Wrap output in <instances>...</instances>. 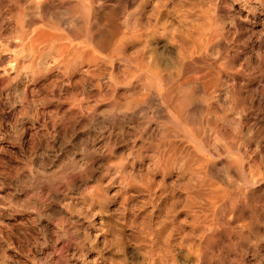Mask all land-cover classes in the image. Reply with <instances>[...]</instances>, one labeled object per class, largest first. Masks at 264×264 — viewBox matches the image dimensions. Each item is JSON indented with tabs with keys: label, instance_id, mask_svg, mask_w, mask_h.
I'll list each match as a JSON object with an SVG mask.
<instances>
[{
	"label": "rangeland",
	"instance_id": "1",
	"mask_svg": "<svg viewBox=\"0 0 264 264\" xmlns=\"http://www.w3.org/2000/svg\"><path fill=\"white\" fill-rule=\"evenodd\" d=\"M60 2L77 5L85 23L97 18L107 28L121 27L126 39L112 69L85 43L74 70L63 72L52 55L46 65L60 68L49 76L22 74L18 88L8 83L16 76L14 54L0 48V264H264V194L259 187L264 149L259 154L256 148L257 140L263 146L264 137L255 134L247 150L241 146L247 157L259 158L253 173L241 168L229 174L248 183L256 211L251 219L240 218V234L231 211L207 197L218 191L208 184L224 181L225 167L238 160L225 145L231 121L241 115L224 82L216 101H207L208 109L197 94L190 106L202 123L195 140L176 133L161 137L170 132L165 123L169 112L155 107L150 91L141 90L142 79L131 77L134 63L148 61L151 51L165 63L173 48L168 35L186 31L197 44L212 39L196 55L206 62L199 64L202 72H215L213 65L224 64L235 45L241 70L244 37L232 44L228 24L232 9L246 19L243 0H52L55 10L62 8ZM104 13H111L110 18L104 19ZM2 15L7 35L14 18L7 10ZM4 43L2 39L0 45ZM28 48L20 50L24 58L30 57ZM126 99L137 100L140 111L119 113V124L101 122L114 101L122 106ZM147 109L153 111L150 119L143 116ZM207 118L217 122L215 131L204 123ZM200 144L206 146L212 173L200 175L198 183L197 170L187 159L179 161L186 154L190 161L200 157ZM72 172L82 175L71 183L69 178L70 184L63 182L49 196L38 192L41 181ZM201 221L213 223L217 236L201 229Z\"/></svg>",
	"mask_w": 264,
	"mask_h": 264
},
{
	"label": "bare ground",
	"instance_id": "2",
	"mask_svg": "<svg viewBox=\"0 0 264 264\" xmlns=\"http://www.w3.org/2000/svg\"><path fill=\"white\" fill-rule=\"evenodd\" d=\"M51 2L52 0H0V42L2 39L5 41L3 45H0V48L2 51L14 54L15 66L13 69L16 76L8 82L12 88L19 87L20 78L18 79V77L22 74H30L29 76L32 78L44 73L49 76L53 73L54 68H60L57 66L59 63L63 72L66 68L74 70L73 66L82 60L84 53V47L80 46L81 44L87 43L89 49L100 53L98 61L111 69L121 59L120 48L126 39L121 32V27L107 28L105 20L90 18L93 14L91 11L88 12L90 19L85 23L87 17H83V13L77 5H65L60 2L62 8L55 10L56 7L54 8ZM243 2L246 19L242 20L239 12L232 9L228 24V31L233 35L232 44L235 45L236 40L240 41V35L244 37L241 41L243 48L240 47L244 56L241 70L238 66L236 67L235 61L241 53L235 45L224 64L213 65L217 69L215 72H202L199 64L206 62L204 59L196 60V55L203 54L212 39L207 40L206 38L205 41L197 44L196 36H192L186 31L168 35L173 48L168 51L165 63L161 61L159 53L151 51L148 61L137 60L132 66L131 72L133 79H142L141 90L150 91L149 99L155 107H162L169 112L165 123L168 125L166 130L170 132H162L161 137H172V134L176 133L196 140V126H199L200 129L202 123L196 122V113L190 111V106L196 103V96L199 95L202 102L205 103V108L208 109L210 105L207 101H216L218 86L224 82L235 110L241 115L238 119L231 121L228 127L229 138L225 145L227 152L238 155V160L236 158L234 162L225 167L224 173L226 172L227 177L224 178V181L218 180L220 184L215 182L208 184L209 188L218 191H209L207 197H211L212 201L219 199L223 206L221 209L231 211L232 221L238 225L236 229L240 234L244 232V226L240 225V218L247 215V218H244L251 219L256 211H252V191H248L245 186L248 183L243 184V180L234 179L229 174L231 169L239 171L241 168H246L244 171L253 173L254 167L259 163L256 160L259 158L255 160L253 157H247V146L250 145L251 137H255V134L258 137H264V0H243ZM229 7L231 6L229 5ZM5 10L9 11L11 17L14 18V29L10 30V34L7 35L3 34L2 12ZM104 15V19L110 18L111 13H104ZM100 21L102 22L99 23ZM219 25L222 26L223 23L220 22ZM134 34L135 39L140 37L138 31ZM74 42H77L75 46ZM27 44L30 57L24 58L23 52L20 50ZM197 47L199 48L197 49ZM52 55L59 58L58 64L46 65L48 58ZM57 58L53 61L56 62ZM3 63L4 58L0 60V65ZM207 66L212 67L210 64ZM65 77L69 79L70 74L68 73ZM112 80H114L113 77ZM122 104L120 106L117 101H114L111 114L107 118H103L101 122L119 124L122 120L119 113L140 111V104L137 100L126 99ZM25 107L30 110L32 105L26 104ZM32 112H34L33 109L30 110V113ZM143 116L150 119L153 116L152 109L145 110ZM204 123L212 131H215L218 125L211 118L205 119ZM256 142V148L259 149V154H262L264 138H262L263 146L261 140ZM242 145L246 150L241 148ZM199 152L202 154L200 157L196 158L194 155L190 161L186 154L187 156L183 155L179 161L187 159V164L189 163L193 169L197 170L196 181L198 183H200L198 179L200 175L209 176L212 173L209 169L212 162L208 158L209 154H206L205 144H200ZM81 175L72 172L66 178L63 175L58 179L48 178L37 184L38 192L43 196H49L52 189L63 188L66 184L63 182L70 184ZM69 178L70 183H68ZM259 187L264 194L263 180L259 181ZM201 225L200 228L210 232L213 238L217 236L218 230L214 229L213 223L201 221Z\"/></svg>",
	"mask_w": 264,
	"mask_h": 264
}]
</instances>
